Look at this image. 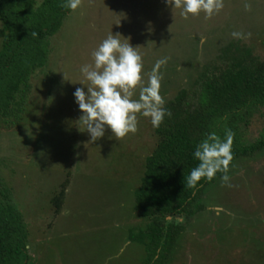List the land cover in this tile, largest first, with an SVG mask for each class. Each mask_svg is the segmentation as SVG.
<instances>
[{
	"label": "rangeland",
	"instance_id": "374dc122",
	"mask_svg": "<svg viewBox=\"0 0 264 264\" xmlns=\"http://www.w3.org/2000/svg\"><path fill=\"white\" fill-rule=\"evenodd\" d=\"M110 32L139 47L144 73L166 61L158 70L165 105L181 89L192 92L232 41L264 59V0H224L211 18L182 16L168 0H81L71 10L50 39L46 65L30 79L21 118L0 125V189L11 192L24 218L32 264H143L146 258L139 232L154 219L137 216L134 193L157 142L150 118L137 114L134 134L118 138L106 128L95 142L77 124L82 113L73 93L89 86L80 69L93 63L92 52ZM244 125L243 141L258 139L264 107ZM229 170L227 181L206 188L203 210L178 217L183 230L167 264H264V153ZM61 191L57 210L52 200Z\"/></svg>",
	"mask_w": 264,
	"mask_h": 264
},
{
	"label": "trees",
	"instance_id": "16d2710c",
	"mask_svg": "<svg viewBox=\"0 0 264 264\" xmlns=\"http://www.w3.org/2000/svg\"><path fill=\"white\" fill-rule=\"evenodd\" d=\"M64 4L65 0L40 4L0 0V125L21 118L32 87L30 79L46 65L50 39L71 12ZM217 59L215 66L201 74L192 92L181 89L164 105L171 115L154 127L157 142L145 159L134 193L137 216L154 219L139 232L146 249L143 264H167L183 230L178 217L203 210L206 188L221 181L235 162L264 153V131L252 143H245L241 133V125H248L264 107V59L236 41L222 47ZM225 128L234 133L228 171L189 187L187 176L198 163L192 155L195 146L212 131L223 138ZM63 196L61 191L52 200L57 210ZM169 217L173 220L168 221ZM27 233L11 192L0 189V264H32Z\"/></svg>",
	"mask_w": 264,
	"mask_h": 264
},
{
	"label": "clouds",
	"instance_id": "9594fccd",
	"mask_svg": "<svg viewBox=\"0 0 264 264\" xmlns=\"http://www.w3.org/2000/svg\"><path fill=\"white\" fill-rule=\"evenodd\" d=\"M182 16H197L201 12L211 18L224 7V0H168ZM64 6L72 11L81 6V0H65ZM247 8L248 5L245 4ZM238 37L237 32L232 33ZM123 38V39H121ZM128 39L110 32L92 52L93 63L80 69L89 86L76 88L73 96L82 115V124L95 142L110 129L115 137H124L137 131L139 116L150 118L153 127H159L165 116H170L160 95L161 76L158 72L164 59L157 60L150 73H144L143 60ZM145 76L147 79L145 81ZM84 85L83 83H80ZM138 89V96L134 98ZM79 128V126H78ZM80 130V128H79ZM234 133L225 128L224 136L215 131L206 134L193 151L198 161L187 176V185L195 187L202 179L211 180L217 172L228 171L233 159ZM227 181V175L222 176Z\"/></svg>",
	"mask_w": 264,
	"mask_h": 264
}]
</instances>
